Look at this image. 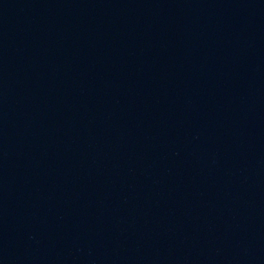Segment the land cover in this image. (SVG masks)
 I'll return each instance as SVG.
<instances>
[{"label": "water", "instance_id": "obj_1", "mask_svg": "<svg viewBox=\"0 0 264 264\" xmlns=\"http://www.w3.org/2000/svg\"><path fill=\"white\" fill-rule=\"evenodd\" d=\"M0 264H264V0H0Z\"/></svg>", "mask_w": 264, "mask_h": 264}]
</instances>
